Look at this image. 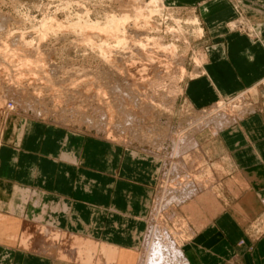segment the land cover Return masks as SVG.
Instances as JSON below:
<instances>
[{"label":"rangeland","instance_id":"374dc122","mask_svg":"<svg viewBox=\"0 0 264 264\" xmlns=\"http://www.w3.org/2000/svg\"><path fill=\"white\" fill-rule=\"evenodd\" d=\"M200 7L204 8L205 4L183 7L168 4L166 0H0V166L3 156L19 153L25 136L30 135L27 132L35 129L36 133L41 134L42 141L52 131L65 132L90 143H103L110 150L109 147L115 146L125 154L154 160L160 167L148 215L144 219V226L140 228V242L132 252L107 246L100 248L91 241L81 239L80 229H74L73 235H68L53 230L51 225L40 227L43 237L53 241L57 248L65 247L71 252L75 264H147L148 259L157 252L156 245L161 243L160 240L181 248L188 231L187 221L182 218V209H185V202L200 189L186 162L190 157L204 155L199 147V137L206 136L210 130L212 132L209 134H215L216 130L240 122L256 110L258 103L264 105V84L206 110H196L186 100L185 86L200 74L205 62L207 36L200 17ZM156 9L159 11L152 15L148 29L140 17ZM126 13L131 17L128 18ZM137 13L141 15L138 19ZM114 16L117 19L126 16L130 20L123 22L126 25L122 24V31L130 34L127 35L130 42L135 37L132 44H139L137 42L142 39L140 43L146 44L148 56L158 55V58L171 62L169 74H162L161 78L152 76L156 72L152 67L159 69L157 62L147 66V70L152 71L148 72L154 78L151 81L153 83H144L145 88L150 89L147 92L145 88L140 90L146 92V101L151 105L147 107L146 102H143L147 108L142 105L134 111L139 117L137 123H131L132 126L124 121V115L128 114L125 110H131L132 105L122 98V93H117L121 101L116 100V103L119 108L124 107L119 111L106 110L110 106L108 104L114 101L109 93L114 87L109 69L114 67L123 70V63L118 67L117 63L113 66L111 61L110 67V61L107 63L108 59L101 56L98 47L104 42L108 43V48L111 47L109 51H112L110 55L117 58L119 55L125 56L133 46L130 43L132 47L125 49L110 32L106 34L95 28H85L86 23H99L105 27L106 22ZM195 19L198 23H194ZM243 26L246 23L241 20L232 24V27ZM168 53H173L174 58H168ZM32 55L35 56L32 58ZM132 62H124V69L130 70ZM106 73L108 76L104 75ZM133 74L136 75V72ZM135 75L127 80L132 85ZM90 78L93 82H90ZM93 78L101 79L102 85ZM97 87H102L99 89L102 94ZM106 113L110 115V120L103 116ZM105 121L107 124L103 126ZM9 172L15 171L10 168ZM12 186L13 183H5L3 188ZM37 194L33 189H26L24 204H33ZM41 220L35 217L33 221H28L18 214L12 216L0 212V242L8 240L10 245L22 247L24 236H27L25 233L29 230L23 224L36 229V223ZM59 250L63 252V249ZM101 253L105 259L95 260L97 254Z\"/></svg>","mask_w":264,"mask_h":264},{"label":"crops","instance_id":"0c3cea01","mask_svg":"<svg viewBox=\"0 0 264 264\" xmlns=\"http://www.w3.org/2000/svg\"><path fill=\"white\" fill-rule=\"evenodd\" d=\"M166 2L205 4V62L185 86L194 109H210L264 84V0ZM238 20L246 26L232 27ZM216 131L199 137L204 155L186 161L200 189L182 209L188 224L183 255L188 264H264V105ZM27 134L17 155L1 159L0 212L42 220L36 229L23 224L29 230L22 247L0 242V264H75L71 252L43 237L40 227L50 225L68 235L80 229L81 239L100 248L135 250L159 164L65 132L52 131L44 141L35 129ZM5 183L13 186L3 188ZM26 189L38 192L33 204L23 202Z\"/></svg>","mask_w":264,"mask_h":264},{"label":"bare ground","instance_id":"6f19581e","mask_svg":"<svg viewBox=\"0 0 264 264\" xmlns=\"http://www.w3.org/2000/svg\"><path fill=\"white\" fill-rule=\"evenodd\" d=\"M156 7V6H155ZM159 8V7H158ZM157 8V9H158ZM156 9V10H157ZM159 10H157V11H153V10H151V11H149L150 12V16L147 14V15H143L142 17H140L141 15H138V13L136 14L137 15V19L140 17V19H141V22L144 24V22H145V26L149 29V25H151L150 24V22H152V20H151V18L153 17L152 15H154L156 12H158ZM130 12V11H129ZM135 14V13H134ZM126 16H127V13H126ZM124 17V18H118L117 19V17H115V18H110V20H108L107 22H106V24H105V27H101V24H99V23H96V24H93V23H86L85 24V28H95V29H98V30H101L103 33H106V34H108L109 32H110V34H113V36H116V39H117V42H118V44H120L121 45V47H123L124 48V46H125V49L126 48H131L132 46V48L129 50V52L127 51V50H125V56L123 55V56H121V55H119L117 58L116 57H114L115 55H110V53L112 52L111 51V49H110V51H109V48H111V47H109L108 48V43H103L102 45H99V49H100V51H101V56L102 57H105L104 59H108V61H107V63L110 61V63H109V65H110V67H112V63H114V65L113 66H115V63H117L116 65H118V67L119 66H121V63H123V65H122V68H123V70H124V73H123V70H116V69H114V67L113 68H111V69H109L111 72H109L110 74H109V77L111 78V80L113 81V84H114V87H112V89L110 90V95L112 94V98H113V100L115 101H112V103L110 104H108V105H110L109 107L107 106V111H108V109H114V110H116V111H119L120 109H122L123 107H124V105H123V103L121 104L120 102H118V103H120L121 105H123V107L122 108H119V106H117V103H116V100L117 101H121V99L119 98V97H117L118 95H117V93H122V98H124V100H127V102H129V103H131V105H132V107H131V110H128L127 111V109L125 110L126 112H128V114H126V115H124V117H125V122H127V123H129L130 125H131V123H137V118L139 117H137V112H136V114H135V110L137 111V109L139 108V107H141L142 105H144L143 104V102H146V106L148 107L149 106V104L150 103H148V101H146L147 99H146V95H145V93L148 91V90H150V89H146L145 88V82H149L150 81V83H153V82H151V81H153V77H163V75H167V73L169 74V70H170V67H171V62H169V60H162V58H158L156 55L154 56L153 54H150V56H148L147 55V50H148V48L146 47V44H144V42L142 43H140V41L142 40H140L139 42H137V43H139V44H132V42H133V40H134V33H133V35L134 36H132V37H134L133 38V40H132V42H130V40H129V38L130 37H128L127 35L129 34V33H127L125 30L124 31H122V26L129 20L128 18V16H130V15H128L127 17ZM135 16V15H134ZM131 17V16H130ZM135 18H136V16H135ZM127 19V20H126ZM132 20V19H131ZM136 19H134V21H135ZM143 20V21H142ZM124 21H126L125 23H123ZM130 21V20H129ZM128 21V22H129ZM139 22V21H138ZM140 22V23H141ZM137 23V22H136ZM135 23V24H136ZM194 23H198V20H196L195 19V21H194ZM123 24V25H122ZM139 24V23H138ZM72 25H73V23H72ZM126 25V24H125ZM137 25V24H136ZM153 25V24H152ZM125 28V27H124ZM136 29V28H135ZM146 29V28H145ZM145 29H143V30H145ZM201 30V32L203 33V30L202 29H200ZM141 31V30H140ZM139 31V32H140ZM147 30H145L144 32H146ZM112 32V33H111ZM121 32H122V34H121ZM136 32V31H135ZM143 32V31H142ZM149 32V31H148ZM93 33V32H92ZM98 33V32H97ZM114 33H116V35L114 34ZM132 33V32H131ZM141 33V32H140ZM105 34V35H106ZM120 34V35H119ZM130 35V34H129ZM147 35V34H146ZM87 36V35H86ZM112 36V37H113ZM137 36V35H136ZM88 37V36H87ZM111 37V38H112ZM109 38V37H108ZM110 38V39H111ZM115 38V37H114ZM80 39V38H79ZM90 39H88V41H89ZM107 40V39H106ZM136 40H137V38L135 39V42L134 43H136ZM109 42V41H108ZM30 43V42H29ZM130 43H131V45H130ZM24 45V44H23ZM28 45V44H27ZM130 45V46H129ZM119 46V45H118ZM127 46H129V47H127ZM94 47H95V45H94ZM97 47V46H96ZM120 47V48H121ZM117 48V47H116ZM116 48H114V49H116ZM98 49V50H99ZM22 50V49H21ZM112 50H113V48H112ZM119 50V49H118ZM38 51V50H37ZM171 52H172V50H171ZM174 52V51H173ZM119 53H121V52H119ZM123 53V52H122ZM114 54V53H113ZM118 54V53H117ZM173 53H168V58H174L173 56L174 55H172ZM42 55V54H41ZM22 56H24V55H22ZM33 56H35V55H32L31 57L33 58ZM160 56V55H159ZM25 57V56H24ZM40 57H38V59H39ZM114 58V59H113ZM42 59V58H41ZM40 59V60H41ZM36 60V59H35ZM46 60V59H45ZM43 61V60H42ZM51 61V60H50ZM105 61V60H104ZM111 61H112V63H111ZM114 61V62H113ZM128 61H130V62H136V63H133L132 62V64L134 65L135 64V66H136V68H135V66H133L132 64H129L128 66H131L130 68V70L127 68L128 66H126V68L127 69H124V62H127V64H128ZM171 61H173V60H171ZM29 61H27V63H28ZM41 62V61H40ZM44 62V61H43ZM138 62V63H137ZM143 62L145 63V65L143 64ZM157 62V64H158V66H159V69L158 68H156V67H152L156 72H155V75H152V76H150L149 75V72H152L150 69H148L147 70V66H153V64H155ZM38 63V62H37ZM118 63H120V65L118 64ZM149 63V64H148ZM150 63H151V65H150ZM126 63H125V65H127ZM156 64V65H157ZM42 65V64H41ZM49 65V64H48ZM47 66V65H46ZM8 67V66H7ZM53 67V66H52ZM55 67V69H57L56 68V66H54ZM139 67H141L140 69H139ZM44 68V67H43ZM121 68V67H120ZM163 68V69H162ZM52 69V68H51ZM173 69V68H172ZM178 69V68H177ZM108 70V71H109ZM182 72H185V70H184V68H183V70H182V68L180 69ZM46 71H48V69L46 70ZM46 71H44V72H46ZM107 71V70H106ZM119 71H122L121 73L119 72ZM149 71V72H148ZM49 72H50V70H49ZM48 72V73H49ZM134 72H136V75L135 74H133ZM176 72V71H175ZM32 73V72H31ZM126 73V74H125ZM138 73V74H137ZM141 73V75L138 77L137 75H139ZM165 73V74H164ZM172 73V72H171ZM46 74V73H45ZM89 74V73H88ZM87 74V75H88ZM108 73H106V74H104V75H107ZM117 74V75H116ZM125 74V77H127V78H125V77H123V75ZM134 76L135 75V78L137 77L138 79H135L134 77V79L133 80H135V83H136V86H135V83L132 85V84H130L127 80H128V77H130V78H132V75ZM153 74V73H152ZM163 74V75H162ZM195 74V73H194ZM35 75V74H34ZM183 75H184V73H183ZM81 76V75H80ZM85 76V75H84ZM90 76V75H89ZM102 76V75H101ZM108 76V75H107ZM170 76H171V74H170ZM180 76V75H179ZM125 78V79H122V78ZM150 77H152L151 78V80H150ZM165 77V76H164ZM182 77V76H181ZM101 78V77H100ZM129 78V79H130ZM160 78H157V79H160ZM91 79V78H90ZM45 80V79H44ZM93 80H97V79H94L93 78ZM106 80V79H105ZM110 80V79H109ZM50 81V80H49ZM97 81H99V80H97ZM100 81H101V79H100ZM99 81V82H100ZM104 81V80H103ZM103 81H102V83H103ZM107 81V80H106ZM157 81V80H156ZM155 80H154V82H156ZM90 82H93L92 81V79H91V81ZM94 82H96V81H94ZM111 82V81H110ZM158 82V81H157ZM62 84V83H61ZM100 84H101V82H100ZM100 84L99 83H97V86H100ZM96 85V84H95ZM102 85V84H101ZM104 85V84H103ZM112 85V84H111ZM151 85V84H150ZM2 86H4L3 84H2ZM105 86V85H104ZM103 86V87H104ZM122 86H123V89H122V91H121V88H122ZM106 87H107V85H106ZM167 87V86H166ZM102 87H100V88H98L97 87V89H98V91H99V89H101ZM143 88H145L144 90L146 91V92H142V90H140V89H143ZM150 88V87H149ZM7 89V88H6ZM104 89V88H103ZM107 90H108V87H107ZM106 91V90H105ZM107 92V91H106ZM99 93H100V91H99ZM100 94H102V93H100ZM99 94V95H100ZM107 95H108V93H107ZM149 95V94H148ZM89 96V95H88ZM97 96V95H96ZM102 96V95H101ZM100 96V97H101ZM106 97H108V96H106ZM117 97V98H116ZM144 97V98H143ZM102 98V97H101ZM142 98V99H141ZM147 98H148V96H147ZM98 99V98H97ZM118 99H120V100H118ZM144 99V100H143ZM31 100V99H30ZM96 100V99H95ZM99 100H101L100 98H99ZM149 100V99H148ZM154 101V100H153ZM152 101V102H153ZM33 102V101H32ZM149 102H151V100L149 101ZM105 103V102H104ZM129 103H127L126 105L128 106V109H130V104ZM155 103V102H154ZM20 104V103H19ZM28 104H30V103H28ZM84 104V103H83ZM31 105V104H30ZM140 105V106H139ZM144 105V106H145ZM151 105V104H150ZM25 106V105H24ZM106 106V105H105ZM145 106V107H146ZM152 106H153V104H152ZM152 106H150L149 108H151ZM144 107V108H145ZM146 107V108H147ZM144 108H143V110H144ZM148 108V109H149ZM32 109V108H31ZM101 109H104V108H101ZM105 110V111H106ZM146 110V109H145ZM112 111V110H111ZM124 111V110H123ZM124 111V112H125ZM146 112V111H145ZM149 112V111H148ZM109 113V112H108ZM120 113V112H119ZM140 113V112H139ZM45 114V113H44ZM103 114V113H102ZM123 114V113H122ZM121 114V115H122ZM125 114V113H124ZM145 114V113H144ZM47 115V114H46ZM120 115V116H121ZM101 116V115H100ZM103 116H105L106 117V120H110V115L108 116L107 115V113L106 114H104ZM119 116V115H118ZM119 116V117H120ZM65 117V116H64ZM124 117H122V119L121 120H123V118ZM143 117V116H142ZM141 117V118H142ZM109 118V119H108ZM121 118V117H120ZM143 119V118H142ZM104 120V119H103ZM115 120V119H114ZM112 121V120H111ZM116 121V120H115ZM106 122V121H105ZM104 122V123H105ZM110 122V121H109ZM123 122V121H122ZM121 122V123H122ZM99 123V122H98ZM101 123H103V122H101ZM96 124V123H95ZM106 124H107V122L105 123V125H103V126H106ZM113 124V123H112ZM122 125V124H121ZM126 124H123V126H125ZM137 125V124H136ZM126 126H128V125H126ZM132 126V125H131ZM130 126V127H131ZM134 126V125H133ZM135 127V126H134ZM126 128V127H125ZM136 128V127H135ZM132 129V128H131ZM134 129V128H133ZM137 129V128H136ZM136 131V130H135ZM134 133V132H133ZM123 134V133H122ZM126 134V133H125ZM131 135V134H130ZM133 135V134H132ZM128 138H130V137H128ZM127 138V139H128ZM179 145V144H178ZM181 145V144H180ZM172 175V174H171ZM177 175V174H176ZM175 176V175H174ZM178 177V176H177ZM169 233V232H168ZM168 235V234H167ZM161 241V243H158V245H156V250H157V252H155V254L152 256V257H150L149 259H148V261H147V264H188L187 263V261L185 260V257H184V255H183V252H182V249L181 248H179L177 245H175L174 243H164L163 242V240H160ZM146 246V245H145ZM153 248H155V247H153Z\"/></svg>","mask_w":264,"mask_h":264}]
</instances>
